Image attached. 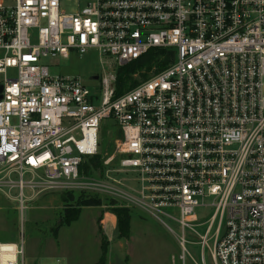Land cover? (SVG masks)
Returning a JSON list of instances; mask_svg holds the SVG:
<instances>
[{
    "label": "built area",
    "instance_id": "1",
    "mask_svg": "<svg viewBox=\"0 0 264 264\" xmlns=\"http://www.w3.org/2000/svg\"><path fill=\"white\" fill-rule=\"evenodd\" d=\"M154 49L168 67L115 99L113 68ZM92 51L108 59L94 90L44 64ZM1 78L0 190L18 189L21 210L25 189L116 197L176 224L179 264L207 251L264 264V0H90L71 14L61 0H0ZM108 121L116 152L83 174ZM0 264H26L23 239L0 243Z\"/></svg>",
    "mask_w": 264,
    "mask_h": 264
},
{
    "label": "rangeland",
    "instance_id": "2",
    "mask_svg": "<svg viewBox=\"0 0 264 264\" xmlns=\"http://www.w3.org/2000/svg\"><path fill=\"white\" fill-rule=\"evenodd\" d=\"M90 0H61V8L66 13H74L84 7ZM108 59L101 58L92 51L82 57L71 54L70 59L49 57L44 64L50 68L52 74L67 75L80 78L90 89H95L100 81H93V76L102 77L108 71ZM117 71V68H113ZM158 72V66L145 72V79H149ZM14 75L11 73V76ZM135 79L140 84L145 81L138 75ZM3 81V78L0 79ZM120 132L108 121L100 134V169L90 170L91 177H98L104 167L103 162L116 152V144L120 140ZM118 163H114V170H118ZM120 181L124 177L119 173L113 174ZM1 177V176H0ZM2 177L6 182H18L16 174L5 172ZM24 180L28 182L30 176ZM134 186L133 184H131ZM122 188V187H121ZM74 195L48 194L31 198V191L24 190L26 199L24 210L17 201L18 189L9 187L0 190V243H15L21 245L24 241L26 264H98L102 256V238L109 246L106 264H179L178 258L181 246L178 243L180 229L172 221L162 219L173 231L169 230L158 219L154 218L139 207H127L118 198L98 195L99 202L92 193L72 192ZM102 194V193H98ZM65 202H64V201ZM81 208L78 221L62 225L57 233L54 230L60 224L63 213L67 210ZM131 211V227L129 239H119L117 225L102 224L104 214H112L113 209ZM204 221L209 219L213 210H196ZM113 215V214H112ZM201 231V230H200ZM188 240L195 242L196 238L188 236ZM192 256L200 262V249L189 245ZM207 264H213L206 252Z\"/></svg>",
    "mask_w": 264,
    "mask_h": 264
},
{
    "label": "trees",
    "instance_id": "3",
    "mask_svg": "<svg viewBox=\"0 0 264 264\" xmlns=\"http://www.w3.org/2000/svg\"><path fill=\"white\" fill-rule=\"evenodd\" d=\"M168 56L165 55V51L154 49L149 51L146 55L139 58L136 61H133L125 66L119 67L116 71V83H115V99L121 97L126 92L136 88L139 83L135 79V76L145 79L146 73L150 71L154 65L158 66V72L166 69L168 67ZM157 72V73H158ZM99 156H95L86 161L82 166L81 172L83 174H90L92 169H100ZM102 171L104 167L101 168ZM73 196L72 192L66 194ZM94 199H97L99 196L92 195ZM64 201V200H63ZM99 202V198L97 200ZM65 202V201H64ZM82 209L77 208L74 210H67L63 213V216L54 232L57 233V230L62 225H70L73 222L78 221ZM117 219V229H118V238L119 239H129L130 237V227H131V211L129 208L126 209H113L111 212ZM102 238V256L98 264H106L108 248L107 244Z\"/></svg>",
    "mask_w": 264,
    "mask_h": 264
},
{
    "label": "crops",
    "instance_id": "4",
    "mask_svg": "<svg viewBox=\"0 0 264 264\" xmlns=\"http://www.w3.org/2000/svg\"><path fill=\"white\" fill-rule=\"evenodd\" d=\"M101 221H102L103 226H105L104 227L105 230H106V225H108V222L111 224L113 223L114 225H117V219L112 214H104Z\"/></svg>",
    "mask_w": 264,
    "mask_h": 264
},
{
    "label": "water",
    "instance_id": "5",
    "mask_svg": "<svg viewBox=\"0 0 264 264\" xmlns=\"http://www.w3.org/2000/svg\"><path fill=\"white\" fill-rule=\"evenodd\" d=\"M98 79H99V77L98 76H93L92 78H91V80H93V81H98ZM2 92V87H0V93Z\"/></svg>",
    "mask_w": 264,
    "mask_h": 264
}]
</instances>
